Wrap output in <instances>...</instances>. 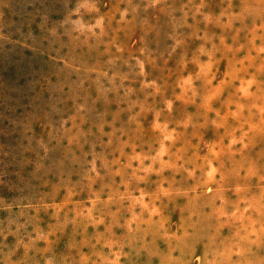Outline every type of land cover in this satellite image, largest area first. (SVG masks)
Segmentation results:
<instances>
[{
    "label": "rangeland",
    "instance_id": "obj_1",
    "mask_svg": "<svg viewBox=\"0 0 264 264\" xmlns=\"http://www.w3.org/2000/svg\"><path fill=\"white\" fill-rule=\"evenodd\" d=\"M0 264H264V0H0Z\"/></svg>",
    "mask_w": 264,
    "mask_h": 264
}]
</instances>
